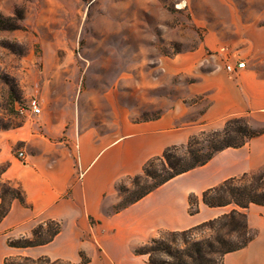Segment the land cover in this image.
I'll use <instances>...</instances> for the list:
<instances>
[{"label": "crops", "instance_id": "crops-1", "mask_svg": "<svg viewBox=\"0 0 264 264\" xmlns=\"http://www.w3.org/2000/svg\"><path fill=\"white\" fill-rule=\"evenodd\" d=\"M240 59L244 67L232 73L213 62L209 70L195 75L180 102L172 98L154 118L133 120L125 104L119 114L111 115L103 103L91 115L77 107L72 119L68 108L52 105L41 107L43 117L37 123L25 121L0 135V164H6L0 180L19 186L25 200L23 204L12 199L0 220V258L48 256L77 263L82 251L89 259L84 264H132L135 247L161 232L188 230L236 208L207 206L201 195L229 178L264 168V47L250 46ZM190 71L166 70L171 75ZM195 96L202 99L183 102ZM233 116L245 117L263 132L239 147L215 152L204 164L170 178L117 212L104 211L116 199L118 181L139 173L166 147L185 144L200 131L220 129ZM16 142L22 143L23 159L9 151ZM191 195L197 198L193 213ZM243 211L255 236L226 253L222 264H264V205L250 204ZM48 219L61 223L49 243L7 246V233L29 236L33 223Z\"/></svg>", "mask_w": 264, "mask_h": 264}, {"label": "rangeland", "instance_id": "rangeland-1", "mask_svg": "<svg viewBox=\"0 0 264 264\" xmlns=\"http://www.w3.org/2000/svg\"><path fill=\"white\" fill-rule=\"evenodd\" d=\"M16 11L22 13L21 28H9L12 21L0 23L1 136L43 117V111H17L32 97L42 109L68 108L72 119L77 107L91 115L103 103L111 115L125 104L133 120L154 118L172 98L180 102L195 75L213 62L225 67L244 57L250 46L264 47V0H0L2 17ZM182 68L191 71L166 72ZM9 151L19 158L22 143ZM133 181L119 182L126 190L115 189L116 199L105 212L131 197ZM5 182L0 180L2 209L10 201V194H1ZM250 182L263 190L264 177H245L241 185ZM215 234V226L209 225L185 233L163 231L135 247L132 264H166L173 260L168 252H180L190 242Z\"/></svg>", "mask_w": 264, "mask_h": 264}, {"label": "trees", "instance_id": "trees-1", "mask_svg": "<svg viewBox=\"0 0 264 264\" xmlns=\"http://www.w3.org/2000/svg\"><path fill=\"white\" fill-rule=\"evenodd\" d=\"M20 19H22L21 11H16L14 16L2 17L0 15V23L2 25L5 22H13L9 26L7 25L9 28H21V25L18 23ZM3 82L8 84L7 81ZM262 132L263 129L261 128L253 129L245 117L233 116L227 118L220 129L203 130L190 136L185 144L166 147L160 155L148 159L139 173L125 177L134 180L132 183L133 188L129 191L131 197L112 212H117L119 209L133 203L170 178L204 164L215 152L228 147H239L248 139L258 136ZM4 170L5 167H0V174ZM248 176L251 179L257 178L260 180L264 177V173L252 175L243 174L239 177L229 178L202 193L201 201L207 206L232 204L236 208L217 218L199 224L209 225L211 227L215 226L216 234L211 239L190 242L180 252H168L173 257V260L166 264H222L223 257L226 253L238 250L247 245L255 236V232L249 229L243 210L250 204L264 205V188L258 191L260 185H255L252 182L241 185L242 180ZM141 180L143 183H140ZM148 180L150 182L147 183ZM120 181L115 184V189L119 192L126 190V187L119 185ZM3 185L5 188L1 190V194H10V201L17 199L25 204L24 196L19 186L9 182H5ZM0 197L2 198V195ZM10 201L5 209H2L0 204V220L7 213ZM196 202L197 198L195 196H189L190 213L195 212L196 209L193 207V204ZM193 228L180 231L179 233H185ZM60 230L61 223L57 220L48 219L38 221L32 227L29 236H20L17 238L8 236L6 244L8 247L15 248L43 245L53 240ZM79 257V262L75 263L60 258L51 259L48 256H40L37 258L29 256H5L3 263L84 264L89 260L82 251H79Z\"/></svg>", "mask_w": 264, "mask_h": 264}, {"label": "built area", "instance_id": "built-area-1", "mask_svg": "<svg viewBox=\"0 0 264 264\" xmlns=\"http://www.w3.org/2000/svg\"><path fill=\"white\" fill-rule=\"evenodd\" d=\"M245 65V61L243 59H237L235 60L234 62H231V63H227L225 65V69L232 73V72H235L236 69H240V68H243ZM17 111H19L21 114H24V113H31V114H34V115H38L41 113V106H40V102L39 100L36 98V97H32L29 99L28 103L26 104L25 107H17L16 108ZM18 157L20 159H23L24 158V154H23V151H19L18 152Z\"/></svg>", "mask_w": 264, "mask_h": 264}]
</instances>
